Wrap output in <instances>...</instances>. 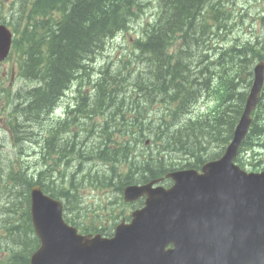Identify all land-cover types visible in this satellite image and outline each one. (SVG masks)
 Listing matches in <instances>:
<instances>
[{
    "label": "trees",
    "instance_id": "trees-1",
    "mask_svg": "<svg viewBox=\"0 0 264 264\" xmlns=\"http://www.w3.org/2000/svg\"><path fill=\"white\" fill-rule=\"evenodd\" d=\"M206 1L158 0V17L156 21L149 28L144 40L136 42L138 48L159 68L157 69L159 78L153 79L156 86L148 90L149 92L154 91V95L149 93V99L164 103V107L159 112L140 122V130L149 129L154 121L164 118L169 113L166 107H168L171 100H176L175 109L178 114L182 115H191L194 105L200 98L207 95H214L215 99L219 101L220 107H216L209 112L211 117L191 122L183 129L167 132L165 141L168 149L176 150L178 147L180 152L193 154L199 153L203 149V144L210 143L215 135V138L219 139L217 143L221 146L230 137L233 126L241 112V104L244 98V93L237 89L238 81L242 80L241 75L245 71L250 75L249 58L246 56L245 48L237 49L234 55L236 57L234 77L227 78L225 75H221L216 86L215 75L219 70V66L215 63L217 61L216 55L208 45L201 43L196 55L193 56V54H189V51H186L187 55L176 59L173 64L169 63L167 49L176 39H181L183 47L186 49L189 48V44L191 47L192 44L197 43L196 31H192L189 35L190 24L195 9L202 8ZM142 6L141 0L36 1L32 10L33 24L25 25V28L32 32L34 23H39L36 22L37 17L51 16L53 12H59L60 18L56 22L60 31L52 36V30L48 28L44 35L37 37L39 39L46 35L51 37L43 38L38 41L36 47L27 51L23 78L30 85L26 89L18 88L15 90V104H18L14 106H18L19 102L23 101L18 108L21 121L18 135L23 133L25 127H29L28 129L31 132V128L37 125L38 122L49 126L50 113L59 106L69 88L66 76L81 66L85 60L82 57L84 54H89L88 52L102 47L104 41L111 38L125 23H130L131 17L141 11ZM25 7L24 5V8L20 10L22 13L25 11ZM231 15L232 12L224 14L218 29L212 34L215 39L214 45H221L225 41H230L226 38V31ZM46 25L47 22L42 23V26ZM184 26L185 28H183ZM204 33V30L201 31L200 36H203ZM21 35L24 38V46H26L30 42L28 31ZM219 41L221 42L219 43ZM43 47L46 48V54ZM190 52H192L191 48ZM44 57L49 69L46 73L48 79L36 80L34 78V68ZM167 64L168 69H166ZM235 77H237V81ZM104 96L105 101L101 113L112 115L120 109V100L111 93H106ZM78 106L81 105L78 104ZM130 106L133 107L132 111L138 108H146V105L141 101L133 102ZM85 119H88L85 112L80 110L71 120L58 123L54 127V131L61 134L56 136V139L60 141V139L65 138L63 134H66L79 135L82 139L91 138L97 143L105 142L113 127H108L103 123L84 122ZM71 125L76 127L75 132L67 129ZM132 127L133 125L130 123H122L123 130ZM255 130L259 131L260 128L256 127ZM147 138L148 136L139 139L134 146L143 144L142 148H145L144 143ZM22 141L23 135H19L17 145L20 149L23 148ZM84 144L83 141L80 142L81 146ZM100 153L104 157L107 156V152L103 148H100ZM67 154H72L78 159L87 160L84 150L76 143L71 144ZM36 155L40 159L46 158V153H41V145H39ZM108 156L117 163L124 160V153L122 152L118 155L108 153ZM29 162L28 160L23 162L22 170L27 171L28 168H31L42 174L50 173L48 166H39ZM159 162L161 163V160ZM146 167V170L145 168L141 169L146 177L160 173L162 170L160 167L158 170L153 171L148 168V164H146ZM85 168H88V171L92 170V167L88 164L84 165ZM37 172L25 173L29 185L44 181V177ZM124 179L125 182H129L131 180L130 174L127 173ZM8 242H10V239H8ZM11 244L15 251L20 252L17 257L16 254H13L15 259L11 264H25L27 248L25 238L15 236L11 239Z\"/></svg>",
    "mask_w": 264,
    "mask_h": 264
},
{
    "label": "rangeland",
    "instance_id": "rangeland-1",
    "mask_svg": "<svg viewBox=\"0 0 264 264\" xmlns=\"http://www.w3.org/2000/svg\"><path fill=\"white\" fill-rule=\"evenodd\" d=\"M11 1H14V0H10V1L0 0V16H5L7 18L10 17V14L12 13V10L10 9V2ZM227 1H228V7H229L228 10H231L232 17H233V20L231 21L230 26L227 27V31H226L227 40L234 41L237 36L242 37V38H245V37L254 38V36H256L258 34L262 35L264 33V23L260 18V13L262 12L263 7H264V1L263 0H227ZM7 5H8V8H7ZM26 5L27 4H25V6ZM149 12H150V10H146V13L143 16V19L148 17ZM140 22L141 21L133 20L131 22V27L127 32H123V33L119 32L118 33V36L116 37V39L114 40V42H113L112 46L110 47L108 53L106 54L108 56L107 58H109V59L112 58L116 53L121 52L123 50V48L128 46L131 36L136 35L138 33L139 26H137V25L140 24ZM16 42L18 43V45L24 47V38L22 37L21 34L16 35ZM103 58H104V56L96 58V62L97 63L100 62ZM7 71L12 73V75L9 77L8 80H7L8 75L6 73ZM0 72L2 73L1 80H0V86H5V87H8L10 89H14L20 85L18 87L19 89H26L30 85V83L27 80H25L24 78H23V82H22L20 80V78L18 77V75L16 73V69H15L14 59H10L7 62H5L4 64H0ZM211 96L212 95H207L205 97H202L198 100L197 103H199V102H201V101H203V100H205ZM2 98L3 97L0 96V117L5 116V112L3 113V110L5 109L4 104L6 103V100L1 102ZM61 102H62V100H61ZM61 102H60V104H61ZM14 103H15V100H14ZM19 103H23V101H21ZM67 103H69V99H67ZM196 104L194 105V107L196 106ZM258 109L263 110L264 104H260ZM63 110H64V107L61 106L59 108L58 112L61 113ZM192 111H193V108H192ZM6 120H7V118H5V117L0 119V144L3 145V146H0V161H2V162H5L8 159V158H3L2 155H7L8 153H10L9 145L12 143V141L9 143L7 142V140L9 139V136L12 132L6 126ZM84 122L91 123V121L89 119H85ZM28 128L29 127H25L23 133L19 134V135H23V141L21 144L23 148H21V151L24 155V158H27V156L31 157L32 155H36V153L39 149V145H40L39 144L40 142H38L37 140L32 138V134ZM86 145H87V148L90 149V144H89L88 140L86 141ZM137 146L139 148H142L143 144H139V145L137 144ZM145 148L147 149V146H145ZM211 150H212V148H209L210 152H211ZM255 154L257 155V157H256L257 160L250 161V156L246 155V156H244V158L247 159L246 162L250 161L252 163L257 164L258 160L261 158L259 156V151H256ZM261 157H263V160H264V153H261ZM26 161L27 160L24 159V162H26ZM29 163L33 164L31 162H29ZM72 166H75V165H72ZM28 169H31V168H28ZM98 169H103V168H98ZM88 170H89L88 168H85L83 173L84 172L87 173ZM87 174H89V173H87ZM106 174H108V172H106ZM7 190H8V187L0 189V208H3L2 203H5L7 200V198L5 196ZM89 190H90V188H87L85 190V193L90 194L91 196H96L98 194L97 192L91 193V192H89ZM115 208H118V207L116 206ZM85 210H86V207H85ZM2 211H3V209L0 210V214Z\"/></svg>",
    "mask_w": 264,
    "mask_h": 264
},
{
    "label": "water",
    "instance_id": "water-1",
    "mask_svg": "<svg viewBox=\"0 0 264 264\" xmlns=\"http://www.w3.org/2000/svg\"><path fill=\"white\" fill-rule=\"evenodd\" d=\"M261 79H262V64H259L255 68V80H254L251 93L247 99L245 112L242 115L235 129L234 138L231 144L228 146L227 151L224 156V159L226 163L228 164L230 163V160L232 156L234 155L236 148L240 140L243 138L247 130V127L249 125L250 119L248 117V112L250 108L254 105V102L256 100V96L259 90ZM234 177H236L239 180H243V178L239 176L234 175ZM248 179H249V183L252 189H254L257 192L256 195L254 193V201H253L254 213L255 214L260 213V215L264 214V179H255V178H248ZM37 192L38 191H36L35 193ZM140 193H141L140 191H137L134 188H128L125 194L128 198H132V197L139 195ZM34 199L35 201L40 200V203L42 205H46L49 202L48 200L42 199L41 196L36 195V194H34ZM46 218L54 226V232L51 237L45 240L44 250L40 249L38 251V254L34 256L31 264H51L52 260L50 259L46 251L54 250L55 252H58V250H60L59 249L60 246H62L63 244L60 237L57 236L60 233H62V227L64 229V226L62 225V222L60 219L59 209L54 205L49 206L47 209ZM63 234H64V231H63ZM252 252H253L254 264H264V220L262 223L261 231L258 234H255L253 236Z\"/></svg>",
    "mask_w": 264,
    "mask_h": 264
},
{
    "label": "bare ground",
    "instance_id": "bare-ground-1",
    "mask_svg": "<svg viewBox=\"0 0 264 264\" xmlns=\"http://www.w3.org/2000/svg\"><path fill=\"white\" fill-rule=\"evenodd\" d=\"M134 3V2H133ZM136 5V4H135ZM134 7V6H133ZM124 13V12H123ZM129 14V13H128ZM87 41V40H86ZM221 41H219V43H220ZM35 85H36V83H35ZM37 85H38V83H37ZM54 96H58V95H54ZM56 98V97H55ZM60 105V104H59ZM260 106V105H259ZM259 108V107H258ZM25 135V134H24ZM25 139V138H24ZM27 140V139H26Z\"/></svg>",
    "mask_w": 264,
    "mask_h": 264
}]
</instances>
